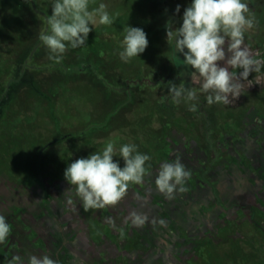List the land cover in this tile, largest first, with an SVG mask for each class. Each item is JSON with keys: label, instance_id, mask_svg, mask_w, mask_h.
Here are the masks:
<instances>
[{"label": "rangeland", "instance_id": "obj_1", "mask_svg": "<svg viewBox=\"0 0 264 264\" xmlns=\"http://www.w3.org/2000/svg\"><path fill=\"white\" fill-rule=\"evenodd\" d=\"M245 2L255 20L254 28L245 34V44L255 54L264 48V0ZM113 3L117 0H112L108 11L116 7ZM189 3L190 0H147L154 31L162 42L157 56L149 60L154 66L144 67L145 77L153 68L167 75L175 70V46L166 40V27L170 20L180 26ZM177 5L181 11L174 15ZM185 68L192 71L190 66ZM128 77H133V73ZM189 79L187 87H198L192 75ZM168 88L169 85L158 94L171 103L174 119L180 118L182 123L174 124L170 119L169 126L161 128L154 116L150 124L165 134L167 156L146 173L142 183L128 187L116 205L88 212L89 215L93 211L94 220L104 225L95 229V234L100 233L97 243L90 239L80 201L67 191L66 182L53 177L56 171L52 163L43 170V186L13 185L0 173V215L10 225L9 236L2 244L7 254L2 264H10L15 256L49 255L55 260L59 251L62 264H231L230 253L219 236L228 227L234 231L233 238L243 239L246 253L256 252L258 260L264 261V81L252 85L245 82L240 97L228 105L209 106L201 95L195 113L189 111L186 103H173ZM132 108L127 111L129 115ZM71 111H75L73 116L64 113V123L73 124L70 129L90 121L97 125L101 122L96 121L103 119H96L93 107ZM121 119L116 115L102 122L112 132L108 131V139L98 147L100 151L108 142L118 146L116 132L127 118L123 122ZM137 124L133 121L134 135L140 134ZM153 142L156 145L157 141ZM205 148L209 153L214 148L222 153L213 158ZM172 160H179L190 177L182 186L184 190L169 199L157 191L154 181L160 165ZM202 171L206 172L204 180L197 177ZM69 197L72 204L67 203ZM207 208L210 213H201ZM250 209L260 229L246 224ZM133 213L142 219L141 225L132 223ZM108 218L115 226L108 223ZM105 228L107 232L103 233ZM58 236L63 238L61 245ZM204 238L217 246V251L211 252L215 255L211 261L198 242Z\"/></svg>", "mask_w": 264, "mask_h": 264}, {"label": "trees", "instance_id": "obj_2", "mask_svg": "<svg viewBox=\"0 0 264 264\" xmlns=\"http://www.w3.org/2000/svg\"><path fill=\"white\" fill-rule=\"evenodd\" d=\"M108 1L90 0V9L100 3L111 5L112 0ZM113 4H117L109 10L113 24L94 25L86 46L68 50L60 63H54L38 40L48 27L46 18L51 15V0H0V173L6 175L11 184L27 188L43 186V170L49 163L56 171L53 177L66 182L65 168L74 160L101 150L98 147L108 139L111 129L103 127L102 122L116 115L122 116V122L127 118L124 123L120 122L121 130L116 132L119 135L117 153L123 144H136L139 152L151 158L146 162L145 176L166 158L165 134L150 125L153 117H157L155 122L161 128L168 127L170 119L174 124L182 121L174 119L171 103L165 102L158 91L166 90L170 81L186 84L193 70L186 71L183 58L178 55V59L175 54V70L169 75L153 68L145 77L144 67L154 66L149 60L157 56L162 42L154 31L147 0H117ZM126 25L142 28L147 34L148 47L139 58L123 63L118 52ZM261 51L258 58H264V48ZM130 73L133 77H128ZM130 106L134 107L132 115L127 113ZM87 107H93L96 119L103 118L96 121L100 124L90 121L80 128L70 129L73 124L64 123L67 120L64 113L73 116L75 111L70 110L83 111ZM133 121L138 123L139 135H134ZM153 140L157 141L156 145ZM205 150L213 158L222 153L217 152V148L213 153ZM120 166L123 167L122 160ZM205 175L202 171L197 177L204 180ZM89 211L81 205L90 239L97 243L100 233L95 234V229L104 225L94 220L93 211L88 215ZM201 213H210V210L203 209ZM247 223L260 229L252 209ZM105 230L102 232L106 233ZM233 232L228 227L219 233L220 243L230 253L231 264H264L258 260L256 252L246 253L243 239L233 238ZM58 238L61 245L63 238ZM198 242L211 261L215 257L211 252L217 251V246L207 238ZM2 244L0 242V264L7 258ZM60 253L57 264H62Z\"/></svg>", "mask_w": 264, "mask_h": 264}, {"label": "clouds", "instance_id": "obj_3", "mask_svg": "<svg viewBox=\"0 0 264 264\" xmlns=\"http://www.w3.org/2000/svg\"><path fill=\"white\" fill-rule=\"evenodd\" d=\"M177 5L174 15L179 14ZM245 0H190L180 18V26L170 20L166 27V40L174 42L176 55L182 63L193 70L192 80L198 87H187L183 81L178 85L169 82L168 92L173 103L188 104L189 111L199 108V98L206 103L228 105L237 100L244 83L253 84L264 78V58H258L245 44V34L255 26ZM113 16L105 3L90 9V0H51V15L47 16V29L38 40L48 51V59L60 63L64 54L87 45L94 25H111ZM148 47L145 31L140 27L126 25L120 41L119 59L123 63L139 58ZM178 58V55H177ZM179 59V58H178ZM120 159L114 160V157ZM151 158L138 151L134 143L120 146L117 153L112 142L102 151L74 160L65 168L63 177L85 211L104 209L116 205L125 195L130 184L142 183L146 162ZM123 161V167L120 161ZM190 173L179 160L166 161L160 165L155 178L158 192L171 199L174 193L183 191ZM68 204L73 199H67ZM108 223L114 221L108 218ZM132 223L139 226L142 219L132 214ZM10 233L5 216L0 215V242ZM10 264H56L49 255L13 257Z\"/></svg>", "mask_w": 264, "mask_h": 264}, {"label": "flooded vegetation", "instance_id": "obj_4", "mask_svg": "<svg viewBox=\"0 0 264 264\" xmlns=\"http://www.w3.org/2000/svg\"><path fill=\"white\" fill-rule=\"evenodd\" d=\"M262 50V49H261ZM259 51V52H257V53H255L254 55H257V54H259V53H261L262 51ZM254 75V74H253ZM254 77H255V75L254 76H252V77H250L249 79H252L253 80V83L254 82H256L257 83V81H255V79H254ZM261 80H263L264 81V78H262ZM258 87H259V89H261V86L260 85H258ZM57 252V251H56ZM58 254V253H57ZM56 253H55V256H56V258H55V260H56V262L58 263V261H57V255Z\"/></svg>", "mask_w": 264, "mask_h": 264}]
</instances>
